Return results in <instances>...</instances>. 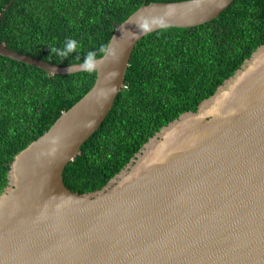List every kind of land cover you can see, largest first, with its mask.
Masks as SVG:
<instances>
[{
  "label": "water",
  "instance_id": "95a60500",
  "mask_svg": "<svg viewBox=\"0 0 264 264\" xmlns=\"http://www.w3.org/2000/svg\"><path fill=\"white\" fill-rule=\"evenodd\" d=\"M234 1L152 2L117 26L118 62L94 71L91 90L11 163L0 194V264H264V45L101 190L79 194L63 179L123 91L136 46L162 30L143 34L128 21L170 7L167 28H192ZM0 55L54 75L80 73L81 63L59 66L1 42Z\"/></svg>",
  "mask_w": 264,
  "mask_h": 264
},
{
  "label": "trees",
  "instance_id": "16d2710c",
  "mask_svg": "<svg viewBox=\"0 0 264 264\" xmlns=\"http://www.w3.org/2000/svg\"><path fill=\"white\" fill-rule=\"evenodd\" d=\"M185 0H16L0 24L6 47L52 64L82 63L111 41L141 6ZM11 0H0V15ZM95 21V22H93ZM75 39L67 58L51 54ZM264 45V0H235L219 17L192 28L153 32L136 46L125 87L100 128L64 170L79 194L105 187L164 126L233 76ZM97 73L54 75L0 55V194L15 156L45 134L94 86Z\"/></svg>",
  "mask_w": 264,
  "mask_h": 264
},
{
  "label": "clouds",
  "instance_id": "9594fccd",
  "mask_svg": "<svg viewBox=\"0 0 264 264\" xmlns=\"http://www.w3.org/2000/svg\"><path fill=\"white\" fill-rule=\"evenodd\" d=\"M172 14L170 7H166L162 10L160 15H144L139 14L134 16L128 21V23H133L140 32L145 34L147 32L153 31L156 28L166 29L168 27V17ZM95 22V21H93ZM122 33H126L132 37L138 36L140 33L130 32L127 28H122ZM79 48V44L75 39H67L64 43V47L50 46L51 54L67 58L71 53H74ZM120 58V51L118 46V41H109L107 43L101 44L97 50H90L87 52L83 62L78 65V70L84 73H92L96 70H100L107 63L118 62ZM73 67L70 66L69 71H73ZM109 77L115 79L118 73L113 71L108 74ZM112 91H115V87H112ZM103 92V89H101Z\"/></svg>",
  "mask_w": 264,
  "mask_h": 264
}]
</instances>
